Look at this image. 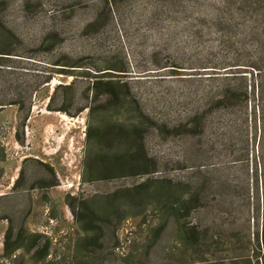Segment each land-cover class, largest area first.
<instances>
[{"label": "rangeland", "instance_id": "1", "mask_svg": "<svg viewBox=\"0 0 264 264\" xmlns=\"http://www.w3.org/2000/svg\"><path fill=\"white\" fill-rule=\"evenodd\" d=\"M234 34L247 33L220 31L196 0H118L111 9L105 0H0V45L16 54L0 72V264H264V127L254 87L248 102L216 103L227 86L254 84V43ZM69 58L83 66L75 78L56 69ZM84 72H112L131 95L121 106L104 98L94 113L48 110L54 93V108L65 97L73 112L91 103ZM16 98L22 110L9 104ZM112 121L138 125L156 171L84 182L87 154L113 146L96 135ZM190 196L191 215L177 219L168 204ZM73 197L103 216L96 232L82 228ZM10 226L40 235L39 247L50 241L49 255L22 247L7 257Z\"/></svg>", "mask_w": 264, "mask_h": 264}, {"label": "trees", "instance_id": "2", "mask_svg": "<svg viewBox=\"0 0 264 264\" xmlns=\"http://www.w3.org/2000/svg\"><path fill=\"white\" fill-rule=\"evenodd\" d=\"M117 3L118 0H105L108 9H111V7ZM196 4L200 7V14L203 20L208 18L211 19L213 24L217 26L220 31L231 32L238 27H242L247 34H234L233 37L235 38V41H237L236 38L239 37L244 41V44L245 42L247 44L254 43V48L258 54L257 61L254 62L253 65H250L252 68L251 75H255L254 84L251 85L244 83L242 86L229 85L216 100V103L224 107H229L230 105L241 103L243 101L248 102L250 101L249 88L254 87L253 92L257 98L254 112L256 116H258L259 113L262 126L264 127V0H196ZM96 24L97 22H93L89 27ZM9 36L13 40L16 39L15 34H9ZM56 41L54 35H49L45 38L43 47H47L48 50L53 49L57 44ZM14 55L16 54H14L12 50L0 45V72L3 69L12 68L8 63L12 61L11 59ZM56 65L58 67L56 68L57 71L72 75L74 78L78 75L76 72L77 69L83 67L80 61H73L72 59L59 61ZM66 67L69 69H66ZM109 73L112 72H103L102 74L84 72V74H82L85 77L91 78V82L85 90L86 98L91 100L90 104L83 105L73 112L69 105L73 103L74 98L65 97L62 105L58 108H54V93L49 99L47 109L50 111H61L70 116H75L86 108L94 113L96 111V104L103 101L104 98L111 106L123 105L131 95L130 86L128 82L114 79L112 77L113 75H110ZM73 87L74 80L69 84H59L56 87L55 92L58 88H63L68 92L73 89ZM9 104L17 105L19 110H22L25 102L24 100L16 98L11 100ZM0 105L3 104L1 103ZM29 115L30 109L25 116V120L29 118ZM87 135L89 142H91L92 132L89 130ZM96 135L97 140L100 143H111L113 146L108 149L102 148L99 151H90L87 154L84 160V182H94L99 179H112L126 176L128 174H138L142 172L150 173L156 171L155 167L151 169L147 168L151 164L148 162L149 157L144 146L141 144L142 133L137 124H126L125 122L112 121L105 127H99ZM116 142L128 144V147L125 150H121L118 147L115 148L114 143ZM136 143H138V147H136L135 150H131L130 148H134L131 146ZM142 161L143 163H141ZM19 180L20 177L17 178L14 187L18 185ZM53 185V183H50L46 186ZM140 187H142V185L133 189H138ZM73 199L74 202L69 201V205L75 210V212L76 208L80 209V212H76V215L77 218L80 219L84 231L90 232L94 230L96 232V228H99L97 226L99 224H97L96 221H99L98 219H103V216L98 219L95 218L97 215H95V211L92 207L86 206L82 201L80 202L78 197H73L72 200ZM197 199L199 201V197ZM195 203V197L190 196L184 198L182 202H171L168 205L171 207L173 213H175L176 218L181 219L191 215V208ZM191 229H195V227L192 226ZM98 237V234L87 237L89 238L88 243H96ZM193 237L196 238V235L194 234ZM40 239L41 236L38 234L28 236L25 229H21L15 233L14 228L10 226L5 233L4 254L7 257H10L18 249L25 247L27 250H34L40 259H44L49 255L51 243L50 241H45V243L39 247L38 241ZM258 242L264 247V231H262L261 236H258Z\"/></svg>", "mask_w": 264, "mask_h": 264}]
</instances>
